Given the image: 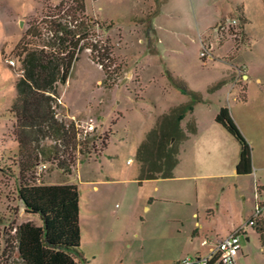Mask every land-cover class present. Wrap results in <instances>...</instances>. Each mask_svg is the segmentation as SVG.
<instances>
[{
    "label": "rangeland",
    "instance_id": "obj_1",
    "mask_svg": "<svg viewBox=\"0 0 264 264\" xmlns=\"http://www.w3.org/2000/svg\"><path fill=\"white\" fill-rule=\"evenodd\" d=\"M60 1L0 0V255L5 246H12L15 226L37 222L24 211L16 195L18 144L10 107L16 96L19 66L12 67L8 61L17 60L13 49L27 29V22L39 16L44 6ZM238 1L243 3L251 22V48L214 32L222 21L236 15L241 5L233 0H85L86 15L97 19L104 28L110 25L104 32L97 30L94 38L108 44L116 81L112 85L106 81L100 67L90 60L89 50L78 55L66 84L58 87V118L81 127L92 120L96 129L87 139L89 153L75 152L71 176L51 163L40 164L32 174L36 184L78 186L80 244L85 248L124 246L130 242L136 248L150 249L169 244L165 240L174 234L172 229L159 236L153 227L155 221L148 224L140 218L142 199L152 189L140 180L138 150L143 144L145 152L153 150L161 123L178 119V133L171 143L177 158L186 159L191 107L198 101L174 87L167 72L178 81L183 79L184 87L193 93L204 90L221 68H244L243 61L252 68H264V0ZM201 42L213 46L209 59L200 58ZM242 47L246 51L235 61ZM165 87L179 94H169L171 91H164ZM186 100L188 103L183 104ZM207 113L204 104L197 107V115L205 117ZM44 144L52 146L53 142L47 140ZM144 158L147 163L154 155ZM128 160L131 164H127ZM214 194L215 190L211 196ZM221 215L216 222L225 226ZM182 243L198 246L200 242L184 239ZM132 257L134 264H142L138 251H133ZM3 262L0 259V264ZM250 264H264V258L256 256Z\"/></svg>",
    "mask_w": 264,
    "mask_h": 264
},
{
    "label": "trees",
    "instance_id": "obj_2",
    "mask_svg": "<svg viewBox=\"0 0 264 264\" xmlns=\"http://www.w3.org/2000/svg\"><path fill=\"white\" fill-rule=\"evenodd\" d=\"M236 15L243 30L245 18L239 9H236ZM109 28L110 25L104 28L97 19L86 15L85 0H61L56 5L44 6L39 16L27 22V29L13 49L17 60H11L14 66H19L16 96L10 107L14 117L13 135L18 144L19 186L16 195L24 211L37 222L15 226L12 246H5L0 255L3 264H84L80 253L78 186L36 184L34 179L37 178L32 174L40 164L51 163L71 176V168L76 163L75 152L89 153L87 139L90 134H84L74 122L67 124L58 118V87L66 84L71 68L83 50L90 51V60L100 67L106 81L110 85L115 83L110 48L107 43L94 38L97 30L104 32ZM167 74L174 87L198 101L183 82L174 79L169 72ZM214 120L239 144L237 174H251L252 148L229 110L221 108ZM177 122L178 119L173 123H161L158 139L149 153L145 152L146 144L139 148L141 181L172 176L178 163L176 149L171 143V138L178 133ZM47 140L53 145L46 146ZM105 140L104 136L103 146ZM145 155H154V158L146 163ZM254 228L264 245V218L258 220Z\"/></svg>",
    "mask_w": 264,
    "mask_h": 264
},
{
    "label": "crops",
    "instance_id": "obj_3",
    "mask_svg": "<svg viewBox=\"0 0 264 264\" xmlns=\"http://www.w3.org/2000/svg\"><path fill=\"white\" fill-rule=\"evenodd\" d=\"M234 2L240 3L238 0ZM240 5L238 9L245 18L243 44L251 48L248 32L251 22L243 3ZM243 51H246L244 47L238 51L235 61ZM244 62V68L234 65L219 69L217 77L204 90L193 91L198 103L192 105L190 113L192 126L186 132V159L178 158L171 177L142 181L150 185L152 193L142 199L141 221L148 224L155 221L153 227L158 230L159 236L166 229H172L174 234L165 240L169 244L150 249L146 246L136 248L130 242L124 246L85 248L80 245L84 264H134L133 251H138L142 264H178L188 256L206 257L217 239L225 238L252 216L257 202V188L260 195L258 201L264 200V68H252ZM179 81L183 82V79ZM240 81L242 84H239ZM164 89L171 91L169 94H179L174 88ZM187 103L186 100L183 104ZM200 104L207 107L205 117L196 114ZM221 108L229 110L252 148V172L249 175L237 174L239 144L214 120ZM127 164H131V160ZM214 190L215 194L211 196ZM207 195L210 197L206 198ZM205 199L209 202L203 205ZM220 214L225 226L216 222ZM184 239L200 243L198 246H184ZM205 239L208 244L202 246L201 242ZM256 256L264 258V245L254 227H245L241 233L237 264H250ZM210 264H218L215 257L211 258Z\"/></svg>",
    "mask_w": 264,
    "mask_h": 264
},
{
    "label": "built area",
    "instance_id": "obj_4",
    "mask_svg": "<svg viewBox=\"0 0 264 264\" xmlns=\"http://www.w3.org/2000/svg\"><path fill=\"white\" fill-rule=\"evenodd\" d=\"M214 32L216 33V35H228L235 41L237 45L243 42L241 34L243 30L241 27V22L237 15L222 21L219 26L214 29ZM201 45L202 49L200 51V58L205 60L209 59V55L213 46H211L210 44H204L203 42H201ZM8 63L11 66L15 65L14 61L12 60H9ZM77 127L83 130L84 134H91L96 129L92 120H88V122L83 127H81L80 125H77ZM256 192L257 202L254 207V212L252 216L243 224V226L237 228L225 238L217 239L213 243L208 256H188L183 258L178 264H209L212 257L216 258L218 264H237L236 257L241 249V233L243 231V228L249 226L254 227L258 220L264 218V200L258 201L260 200L258 188ZM207 244L208 241L206 239L201 242L202 246H205Z\"/></svg>",
    "mask_w": 264,
    "mask_h": 264
}]
</instances>
